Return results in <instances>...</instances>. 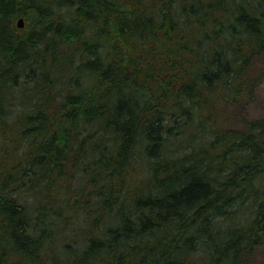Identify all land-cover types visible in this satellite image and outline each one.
I'll use <instances>...</instances> for the list:
<instances>
[{"label":"trees","instance_id":"1","mask_svg":"<svg viewBox=\"0 0 264 264\" xmlns=\"http://www.w3.org/2000/svg\"><path fill=\"white\" fill-rule=\"evenodd\" d=\"M262 58L264 0H0V264H251Z\"/></svg>","mask_w":264,"mask_h":264},{"label":"rangeland","instance_id":"2","mask_svg":"<svg viewBox=\"0 0 264 264\" xmlns=\"http://www.w3.org/2000/svg\"><path fill=\"white\" fill-rule=\"evenodd\" d=\"M20 19L24 20V27L23 28L18 27V28L19 29L27 28L29 25V21H27V19L25 18H19L18 22ZM18 22H17V26H18ZM251 73L253 75L259 74V76L264 74V58H262L261 60H259V62H257V64L253 67ZM241 112H243V115L240 116L241 119L243 116L250 120L264 119V76L262 82L255 90L252 101L248 105H246ZM251 264H264V249H260L259 251L256 252V254L253 256L251 260Z\"/></svg>","mask_w":264,"mask_h":264},{"label":"water","instance_id":"3","mask_svg":"<svg viewBox=\"0 0 264 264\" xmlns=\"http://www.w3.org/2000/svg\"><path fill=\"white\" fill-rule=\"evenodd\" d=\"M18 27L19 28H23L24 27V20L23 19H20L19 22H18ZM1 236V235H0Z\"/></svg>","mask_w":264,"mask_h":264}]
</instances>
